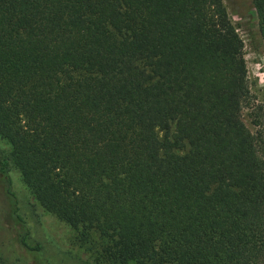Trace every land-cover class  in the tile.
Listing matches in <instances>:
<instances>
[{"label":"trees","instance_id":"1","mask_svg":"<svg viewBox=\"0 0 264 264\" xmlns=\"http://www.w3.org/2000/svg\"><path fill=\"white\" fill-rule=\"evenodd\" d=\"M250 4L264 61V0ZM242 47L222 0H0L17 247L45 264L9 163L44 210L105 241L102 264H264V95Z\"/></svg>","mask_w":264,"mask_h":264},{"label":"rangeland","instance_id":"2","mask_svg":"<svg viewBox=\"0 0 264 264\" xmlns=\"http://www.w3.org/2000/svg\"><path fill=\"white\" fill-rule=\"evenodd\" d=\"M223 5L242 39V53L246 66L249 91L254 103H261L264 95V61L257 21L250 0H222ZM256 110L243 107L241 119L251 133L255 127L251 122ZM8 146L0 138V156L6 154ZM9 190L14 195L17 213L27 229L29 240L43 249L45 264H102L96 256L104 240L91 234L84 237L81 229L69 225L58 216L44 210L21 181L17 169L9 163ZM6 180L0 175V264H38L30 255L17 246V235L21 232L10 213L5 193ZM19 255L24 259L19 258ZM19 257V258H18Z\"/></svg>","mask_w":264,"mask_h":264}]
</instances>
